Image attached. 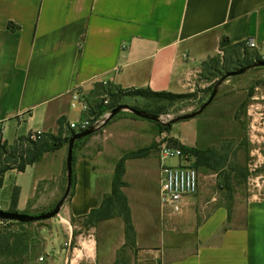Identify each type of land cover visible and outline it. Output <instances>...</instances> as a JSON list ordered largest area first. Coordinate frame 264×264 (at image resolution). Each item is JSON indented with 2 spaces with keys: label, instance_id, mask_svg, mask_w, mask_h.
<instances>
[{
  "label": "crops",
  "instance_id": "obj_1",
  "mask_svg": "<svg viewBox=\"0 0 264 264\" xmlns=\"http://www.w3.org/2000/svg\"><path fill=\"white\" fill-rule=\"evenodd\" d=\"M248 41L264 51V0H0L3 139L12 144L38 131L56 134L60 118L74 121L70 95L75 89L90 95L95 86L110 83L174 94L203 90L202 64ZM8 132L15 135L13 142ZM66 152L62 146L46 153L25 170L48 154L58 157L57 177L38 180L33 193H46L48 182H61ZM73 176L65 219L82 218L100 204L89 159L74 162ZM15 187L20 190L17 210L23 211L24 188ZM196 194L180 215L160 211L149 254L125 264H264V197L248 198L242 207L219 204L200 219L191 212ZM68 241L47 254L48 264H118L109 253L99 262L90 238L75 246L71 242L70 248L64 246Z\"/></svg>",
  "mask_w": 264,
  "mask_h": 264
},
{
  "label": "rangeland",
  "instance_id": "obj_2",
  "mask_svg": "<svg viewBox=\"0 0 264 264\" xmlns=\"http://www.w3.org/2000/svg\"><path fill=\"white\" fill-rule=\"evenodd\" d=\"M239 52L244 53L242 47L230 46L222 50L214 57L221 61L218 67H214L215 63L212 60H207V65L203 68L207 86L203 90L187 93V96L175 100L147 99L130 94L135 89H118L110 83L94 87L93 92H98L103 87L104 90L110 91L108 93L115 95L112 99L110 96L94 99L92 102L96 108L104 98H108L110 104L126 105L156 115L160 120L156 122L144 119L130 110H123L105 127L76 142L74 147V162L81 157L91 162L93 194L100 202L112 193L115 173L119 163H123L121 190L127 197L133 226L135 224V248L130 246L126 239L121 217H114L94 226L85 225L84 218L65 219L64 213L73 196V186L60 213L52 219L23 224L2 220L0 242L3 245L8 244L10 252L4 251V246L2 247L0 264L23 263L39 255H50L51 250L61 247L62 243L71 239L73 246L77 245L80 239L94 240L99 262L105 253L115 255L118 264L131 262L134 256L139 257L141 253L149 254L147 250L152 246L148 242L157 234V224L161 221L158 201L161 150L163 146L179 148L175 144V142L182 144L178 135L188 144H192L187 147L215 148L228 154V165L220 175L206 168L197 169L200 184L194 196L191 212L197 214L200 219L219 204L242 207L248 198L264 197L263 67L227 78L220 86L214 101L202 114L188 121L165 126L175 117L198 110L211 95L208 92L209 87L228 72L239 68L231 63L236 61L233 54ZM249 52L253 50L250 48ZM76 118L77 113L74 112L72 119ZM67 130L65 127V131ZM66 135L65 132L64 137ZM14 136L9 132L6 134L10 142L14 141ZM63 146L67 150L68 143ZM193 161L191 157L190 163ZM58 163L56 154H48L40 164L29 168L25 173L6 174L0 188V210L10 211V208H5L10 205L12 191L17 184L24 188L22 201L24 210L17 212L39 216L52 211L65 192L66 173L60 183L48 182L46 193H33V185L42 178L47 181L55 179L59 172ZM177 163L176 159L164 161L168 166H175ZM228 175L232 178L230 188L224 183ZM65 220L71 224V229ZM177 220L176 218L173 221ZM70 231L72 237L69 235ZM136 239L140 242L139 246L136 245ZM25 248L26 251L22 252Z\"/></svg>",
  "mask_w": 264,
  "mask_h": 264
},
{
  "label": "trees",
  "instance_id": "obj_3",
  "mask_svg": "<svg viewBox=\"0 0 264 264\" xmlns=\"http://www.w3.org/2000/svg\"><path fill=\"white\" fill-rule=\"evenodd\" d=\"M233 47H242L244 53H234L233 57L236 58V61L231 63L235 64L236 67L234 71L243 68L245 66L251 65L253 63L263 61L261 54L255 50L249 52V47L246 43H240L233 45ZM242 56H244L242 58ZM215 63L214 67L220 65V59H214V57L209 58ZM236 62V63H235ZM225 63V61H224ZM207 65V61L202 64L201 77L204 78L203 68ZM211 67V69H214ZM230 73V72H228ZM227 73V74H228ZM215 84V83H214ZM212 84L208 92H212L214 87ZM119 89V88H118ZM109 90L106 91L103 87L97 92L90 94L93 98L110 96L112 99ZM132 95H139L147 99H167L175 100L187 96L186 94H174L169 92H154L149 89H136L133 92H130ZM110 101V100H109ZM205 103V102H204ZM102 103L100 102L97 107L101 108ZM117 104H110L109 108L113 109ZM171 124L165 125L166 127ZM65 127L68 129L65 131ZM65 132L67 133L64 137ZM77 134L76 131L69 128L68 122L65 118H60L58 120V131L56 134L53 133H42L37 138H32L33 133H30L26 136H19L12 144H9L6 140L3 139L2 127L0 126V188L3 186L4 176L7 172L15 170L18 173H23L29 167L39 162L46 153L55 152L60 149L65 143L69 142V139ZM79 141V140H78ZM76 141V142H78ZM75 142V143H76ZM184 154L191 156L193 158L192 166L196 169L206 168L213 173L219 174L223 171L224 168L228 165V154L222 153L221 151L215 148H199V147H187L180 143L175 142ZM75 147V146H74ZM74 166V158H73ZM123 163L120 162L115 173L114 182L112 186V193L109 196H106L102 199L99 206L95 209H92L89 214L82 217L85 220V225L94 226L95 224L110 220L114 217H121L124 222V230L126 234V239L128 240L130 246L134 247L135 245V229L132 222L131 210L128 205V200L126 195L122 192L121 186V176L123 174ZM232 178L228 175L224 179V183L227 188L231 187ZM74 186V176L72 179V187ZM20 190L18 187H14L11 196L10 202V211L17 212V205L19 200ZM23 224V223H22ZM1 239V237H0ZM4 246V251L10 252V247L8 244L3 245L0 242V250ZM26 248L22 251L25 252ZM28 261L23 263H10V264H25Z\"/></svg>",
  "mask_w": 264,
  "mask_h": 264
},
{
  "label": "built area",
  "instance_id": "obj_4",
  "mask_svg": "<svg viewBox=\"0 0 264 264\" xmlns=\"http://www.w3.org/2000/svg\"><path fill=\"white\" fill-rule=\"evenodd\" d=\"M247 46L257 49L253 41H248ZM261 58L264 61V51ZM96 98L91 97L82 89H75L70 95V108L77 113L78 117L68 123L69 128L80 133L89 128H99L108 118L112 109L109 108V99L101 101V109L93 104ZM42 132L33 133L32 138H37ZM167 159H176L175 166L164 164ZM191 157L184 154L179 148L163 146L161 150V178L159 185V207L162 214L177 216L182 213L185 203L190 197L197 193L200 184V174L190 163ZM3 223L0 220V225ZM71 247V240L64 244ZM25 264H48L47 255H39Z\"/></svg>",
  "mask_w": 264,
  "mask_h": 264
},
{
  "label": "water",
  "instance_id": "obj_5",
  "mask_svg": "<svg viewBox=\"0 0 264 264\" xmlns=\"http://www.w3.org/2000/svg\"><path fill=\"white\" fill-rule=\"evenodd\" d=\"M258 67L264 68V61H259V62L253 63L251 65L245 66L243 68H240L236 71H232V72L224 75L215 83L209 99L205 103H203L198 110H196L192 113H189V114H185V115L175 117L168 124H175L178 122L188 121V120L196 118L197 116L202 114L204 112V110L214 101L215 97L217 96V94L219 92L220 86L224 83V81L227 78L242 75V74H244V73H246V72H248L254 68H258ZM123 110H130L136 116L144 118V119H148V120H152V121H156V122L160 121L159 117L156 115H151V114L145 113L143 111H139V110H136L134 108H130L126 105H120V106L113 108L110 112V115L105 120V122L103 123L102 126H100L99 128H89L85 131H82L80 133L75 134L74 136H72L69 139L68 148H67V155H66V163H65L67 185H66V189H65L63 196L58 201V203L56 204L55 208L52 211L45 213V214H42V215H39V216H28V215H25V214H22L19 212L0 210V220L17 221V222H21V223H30V222H35V221L48 220V219H52V218L56 217L60 213V210H61L64 202L68 198V196L71 192V189H72L73 158H74L75 142L78 140H81L85 137H88V136L96 133L97 131H99L101 128L105 127L113 117H115L118 113H120Z\"/></svg>",
  "mask_w": 264,
  "mask_h": 264
},
{
  "label": "clouds",
  "instance_id": "obj_6",
  "mask_svg": "<svg viewBox=\"0 0 264 264\" xmlns=\"http://www.w3.org/2000/svg\"><path fill=\"white\" fill-rule=\"evenodd\" d=\"M94 244H95V241L93 240L92 241V246L94 248ZM85 247H87V245H85ZM90 254H92V249H90ZM77 257L80 258L81 257V254L79 252H77ZM72 264H76V260H73Z\"/></svg>",
  "mask_w": 264,
  "mask_h": 264
}]
</instances>
